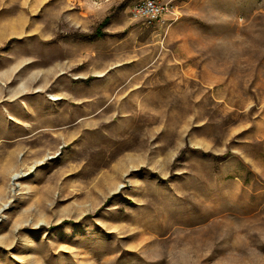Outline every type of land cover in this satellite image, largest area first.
I'll use <instances>...</instances> for the list:
<instances>
[{"label": "rangeland", "instance_id": "1", "mask_svg": "<svg viewBox=\"0 0 264 264\" xmlns=\"http://www.w3.org/2000/svg\"><path fill=\"white\" fill-rule=\"evenodd\" d=\"M139 1L0 0V264H264V0Z\"/></svg>", "mask_w": 264, "mask_h": 264}, {"label": "built area", "instance_id": "2", "mask_svg": "<svg viewBox=\"0 0 264 264\" xmlns=\"http://www.w3.org/2000/svg\"><path fill=\"white\" fill-rule=\"evenodd\" d=\"M167 6L159 0H140L133 9V15L148 22L157 21L166 12Z\"/></svg>", "mask_w": 264, "mask_h": 264}, {"label": "bare ground", "instance_id": "3", "mask_svg": "<svg viewBox=\"0 0 264 264\" xmlns=\"http://www.w3.org/2000/svg\"><path fill=\"white\" fill-rule=\"evenodd\" d=\"M30 83H31V82H30ZM42 88H43V86H42ZM41 92H42V91H41ZM58 98H59V97H58ZM58 98H57V99H58ZM59 99H60V98H59ZM69 99H70V98H69ZM50 125H51V124H50ZM54 125H55V124H54Z\"/></svg>", "mask_w": 264, "mask_h": 264}]
</instances>
